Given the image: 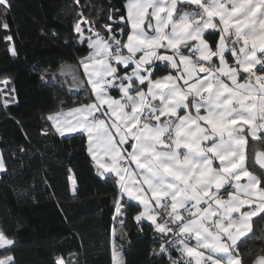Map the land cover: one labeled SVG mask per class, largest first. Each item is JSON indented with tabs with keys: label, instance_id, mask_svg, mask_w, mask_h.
I'll return each instance as SVG.
<instances>
[{
	"label": "snow or ice",
	"instance_id": "6c2138e0",
	"mask_svg": "<svg viewBox=\"0 0 264 264\" xmlns=\"http://www.w3.org/2000/svg\"><path fill=\"white\" fill-rule=\"evenodd\" d=\"M0 7L10 11L11 0H0ZM77 15L65 43L90 50L78 57L83 73H73V86L89 94L73 107L61 102L46 119L62 137L79 134L94 175L113 181L112 221L127 220V197L138 202L132 220L140 231L147 221L154 235L172 233L170 223L179 235H193L197 246L177 248L184 264L188 257L204 264L201 248L226 253L227 264H244L240 244L252 231L244 225L264 214V163L257 161L259 173L247 164L249 137L264 139V0H122L108 9L107 35L82 10ZM8 52L18 55L14 46ZM49 75V68L40 70V81ZM6 172L0 153V175ZM69 180L78 198L77 181ZM43 183L51 187L46 170ZM115 229L113 223L111 257L119 264ZM15 244L0 230V249ZM161 252L180 264L163 243L149 256ZM207 259L223 264L214 255ZM0 264H15L14 254L0 257ZM254 264H264V256Z\"/></svg>",
	"mask_w": 264,
	"mask_h": 264
},
{
	"label": "trees",
	"instance_id": "16d2710c",
	"mask_svg": "<svg viewBox=\"0 0 264 264\" xmlns=\"http://www.w3.org/2000/svg\"><path fill=\"white\" fill-rule=\"evenodd\" d=\"M121 4L122 0H80L79 5L74 0H11L10 11L0 7V80L7 79L0 90V153L7 164L6 174L0 175V230L16 240L14 246L0 249V257L14 254L15 264H56L60 257L64 264H112L109 229L113 223L116 250L122 252L124 264H171L163 252L149 256L168 238L154 235L147 221L143 231L138 229L132 220L138 202L125 198L127 220L123 225L122 218L112 221L117 196L113 181L105 183L94 175L79 134L62 137L46 119L61 109V102L72 107L89 94L73 86V73L81 74L78 57L88 48L65 43L73 36L74 20H80L77 13L82 10L107 35L102 25L110 22L108 9ZM101 8L103 15L97 19ZM4 22L9 29H3ZM83 26L87 33L88 25ZM10 46L17 56L8 52ZM44 68L52 73L46 83L39 79ZM5 99L10 101L7 106ZM21 146L27 151L21 153ZM249 164L260 172L252 156ZM45 170L48 188L43 183ZM69 177L77 181L78 198H72ZM251 223L252 231L240 244L244 264L264 255V214ZM165 248L173 259V248Z\"/></svg>",
	"mask_w": 264,
	"mask_h": 264
},
{
	"label": "crops",
	"instance_id": "0c3cea01",
	"mask_svg": "<svg viewBox=\"0 0 264 264\" xmlns=\"http://www.w3.org/2000/svg\"><path fill=\"white\" fill-rule=\"evenodd\" d=\"M149 11H151V10H149ZM87 34V33H86ZM103 34V33H102ZM124 39H126V36L124 37ZM90 50L88 49L87 51H86V53L85 54H83L82 55V57L83 56H85V55H87V53L89 52ZM123 51H125L126 52V50H123ZM215 59V58H214ZM77 64H78V67H79V69H80V71H81V74L83 73V68H82V66L79 64V62L77 61ZM65 69V71L67 72L68 71V66L67 67H65L64 68ZM83 79H85L86 80V78H83ZM7 82V79H2V80H0V90H1V88L5 85V83ZM73 106H75V105H73ZM72 106V107H73ZM60 111V110H59ZM55 112H58V111H54V112H52V113H49V114H53V113H55ZM50 123L52 124V122L50 121ZM71 134H73V133H71ZM65 135H69V134H65ZM251 141H252V143H251ZM260 148H262V149H260ZM262 150V151H264V139H262V140H255V139H252L251 137H249V140H248V144H247V164H248V167H249V169L250 170H253V171H255V169L253 168V167H251V165L249 164L250 163V157L252 156V159H253V163L254 164H256V162H255V160H254V154L256 153L255 151H257V150ZM238 151H239V155L240 156H243L244 155V148H243V143H242V141H241V145H240V148L238 149ZM257 165V164H256ZM258 166V165H257ZM132 167H133V169L135 168V166L134 165H132ZM259 167V166H258ZM256 172V171H255ZM242 183H244V182H246L245 180H243L242 179V181H241ZM126 199H128L127 197H125ZM128 200H130V199H128ZM130 201H132V200H130ZM132 202H135V201H132ZM217 218H213V221H215ZM254 219V218H253ZM252 219V220H253ZM225 223H227V221H225ZM208 227L213 231V232H216L217 231V229L215 228V226H214V223H210V224H208ZM248 227H251L252 228V223H251V225H248L247 223L244 225V228H245V230H247V228ZM221 235H223V233H221ZM205 238L206 239H212V237H208L207 236V234H205ZM197 243H198V241L195 239V245H191V244H188V243H186V242H184V244L182 245L181 244V248L182 247H184V245H187V246H189V247H195V246H197ZM200 243H203V241H201ZM161 248V246H159V249ZM118 253H121V255L118 257V259H119V264H124V259H123V254H122V252H120V251H118V250H116ZM200 251L201 252H205V253H207V256H215V258H216V261H220V262H223V264H227V254L226 253H224V252H220V251H217V252H213V250L211 249V248H201L200 249ZM207 256H205V258H204V264H215V262L214 261H212V260H208L207 259ZM189 261H190V264H192V257H188L187 258Z\"/></svg>",
	"mask_w": 264,
	"mask_h": 264
},
{
	"label": "built area",
	"instance_id": "2783aa9c",
	"mask_svg": "<svg viewBox=\"0 0 264 264\" xmlns=\"http://www.w3.org/2000/svg\"><path fill=\"white\" fill-rule=\"evenodd\" d=\"M259 67V66H257ZM226 195V194H225ZM169 226L173 227V232L169 233L167 235V241L164 243L166 246H171L174 250V253H176L175 257L173 259H179L181 262L184 263V257L178 253L177 248H181V244L179 243V241L183 240V242H186L188 244L191 245H195V238L193 237V235L191 234H183V235H179L178 234V226L175 225H171V223L169 224ZM168 241H172V244H169ZM173 244L175 245V247H173ZM188 264H190V262L188 261Z\"/></svg>",
	"mask_w": 264,
	"mask_h": 264
},
{
	"label": "water",
	"instance_id": "95a60500",
	"mask_svg": "<svg viewBox=\"0 0 264 264\" xmlns=\"http://www.w3.org/2000/svg\"><path fill=\"white\" fill-rule=\"evenodd\" d=\"M255 152L256 153L254 154V160H255L256 164H257V161H259L260 163H264V151L259 149ZM261 256H264V255H257L254 262L257 261V258L261 257ZM254 262H253V264H254Z\"/></svg>",
	"mask_w": 264,
	"mask_h": 264
},
{
	"label": "rangeland",
	"instance_id": "374dc122",
	"mask_svg": "<svg viewBox=\"0 0 264 264\" xmlns=\"http://www.w3.org/2000/svg\"><path fill=\"white\" fill-rule=\"evenodd\" d=\"M6 84V83H5ZM1 92V91H0Z\"/></svg>",
	"mask_w": 264,
	"mask_h": 264
},
{
	"label": "bare ground",
	"instance_id": "6f19581e",
	"mask_svg": "<svg viewBox=\"0 0 264 264\" xmlns=\"http://www.w3.org/2000/svg\"><path fill=\"white\" fill-rule=\"evenodd\" d=\"M184 264V263H183Z\"/></svg>",
	"mask_w": 264,
	"mask_h": 264
}]
</instances>
